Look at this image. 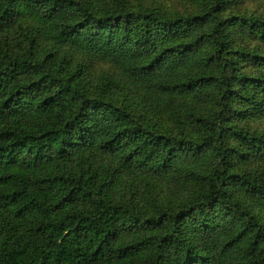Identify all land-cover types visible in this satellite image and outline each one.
<instances>
[{
	"label": "trees",
	"instance_id": "1",
	"mask_svg": "<svg viewBox=\"0 0 264 264\" xmlns=\"http://www.w3.org/2000/svg\"><path fill=\"white\" fill-rule=\"evenodd\" d=\"M164 1L126 10L129 0H0V31L29 17L35 43L106 73V86L150 93L154 82L211 116L196 115L199 137L158 133L127 119L107 87L89 92L33 51L5 55L0 264H264V177L231 164L243 146L264 151V131L233 121L243 114L237 103L264 88V75L245 70L264 65V52L235 46L232 35L247 27L264 43V17L225 16L228 0ZM85 146L154 176L176 170L186 190L116 199L112 179L45 168Z\"/></svg>",
	"mask_w": 264,
	"mask_h": 264
},
{
	"label": "rangeland",
	"instance_id": "2",
	"mask_svg": "<svg viewBox=\"0 0 264 264\" xmlns=\"http://www.w3.org/2000/svg\"><path fill=\"white\" fill-rule=\"evenodd\" d=\"M154 4L168 6L164 0H129L126 10ZM169 8L182 9L176 5H169ZM241 14L264 17V0H228L224 15ZM36 33L38 29L33 19L26 16L17 17L9 31H0V59L7 54L20 55L33 51L36 57L59 69L65 76L81 82L89 92H99L107 87L111 91V97L125 107L124 109L128 112L127 119L129 115H133L142 122L146 129L158 133L173 132L193 137L204 134V123H201L196 115L211 118L208 110L184 102L182 97L174 91L159 90L158 84L154 82H152L150 93L129 85L106 86L109 82L106 73L89 66H81L79 57L54 56L47 45L35 43L33 37ZM232 35L235 39V46L247 47L254 52H264V43L257 31L245 27L233 31ZM245 70L252 75H264V65L256 62L251 61L248 68L245 66ZM154 93H157L156 98H154ZM252 94V98L237 103L243 110V114L238 115L233 121L251 132L256 130L263 132L264 88L257 86L252 89ZM129 125L127 122V127ZM236 142L239 143L238 140ZM242 148L246 154H232V167L241 172L244 171L243 173L248 172L264 177V151L246 146ZM122 159V156L115 152L102 150L95 146H85L65 155L48 159L45 168L54 172L62 170L73 174L88 171L92 173L98 184L112 179L116 187L114 194L116 199L129 200L132 192L152 194L158 191L174 196L186 190L183 177L176 170L162 178L143 172L142 169L125 166L122 164ZM136 197L140 198L138 195ZM146 207L148 211L154 209L150 204Z\"/></svg>",
	"mask_w": 264,
	"mask_h": 264
}]
</instances>
